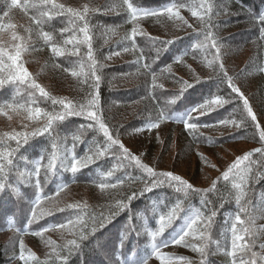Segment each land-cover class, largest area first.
I'll list each match as a JSON object with an SVG mask.
<instances>
[{
  "label": "trees",
  "instance_id": "16d2710c",
  "mask_svg": "<svg viewBox=\"0 0 264 264\" xmlns=\"http://www.w3.org/2000/svg\"><path fill=\"white\" fill-rule=\"evenodd\" d=\"M57 2L64 4L66 7L81 10L85 5L99 10L90 13V23L94 26L91 33L94 56L104 66L101 84L103 115L110 128L120 130V139L125 146L126 142L138 133L134 130L146 125L148 121L154 120L161 110L168 111L170 114H182L187 109L202 102L206 96L210 97L212 94H216L217 90L214 81L208 79L213 77L215 73L207 66L208 61L214 59L216 52L215 49L211 48L210 41L206 48L194 49L191 47L192 44L201 42L203 38H196L193 29L199 28L200 24L196 18L191 16L188 8L181 9L180 13L188 24L193 25V28H189L183 21L175 18L169 20L167 17L146 18L134 25L128 22V16L123 7H116L114 11H108L113 5H122V0H57ZM171 2L173 0H142V3L153 8L163 7ZM175 2L192 4L193 0H175ZM202 2L203 0H195L197 7ZM207 2L213 5L211 20L218 27L213 28L212 31L222 41L221 58L225 67L229 75L238 77L234 82L248 98L250 105L258 116V122L264 127V72L259 71L261 67H264V39L260 38L261 25L257 19L260 12L264 11V0H207ZM21 3H23V0H21ZM8 4H10V0H0V17H2L3 11L7 10ZM34 15L35 11L33 9H29L27 14L20 9H12L9 17L3 18L0 22L9 23V21L15 20L18 27L16 33L27 37L29 33L25 29L35 27L30 19ZM65 27H69L67 17H58L51 22L50 26H46L45 30L54 34L56 42L62 43L67 35H71V33H65L64 36L60 35L59 30ZM133 27H138L147 33L148 36L156 37L159 41L176 39V42L170 47L169 51L157 59V49L162 46L158 43L151 44L147 37L137 36L135 38L137 48L134 51L132 50L133 41L127 39ZM125 48H128L129 51H124ZM181 53L186 54L182 56L181 62H176L173 59L174 55H180ZM243 53L246 56L240 62L239 58L244 57ZM141 55H143V58L137 64V58L141 57ZM22 59L25 67L36 79V82L51 95L85 102L84 98L91 90L89 88L91 84L90 75L88 77H72L64 69L79 70V65L82 61L85 71L90 72L86 46H80L79 56L66 54L63 57H54L49 51V46L33 34L31 47L23 54ZM144 63L151 64L156 73L157 87L155 88L152 87V73H145L142 67ZM166 68H170V72H162ZM193 74L199 76L201 80L207 81V83L196 84L193 88L188 89L175 105L165 107L167 101L172 99V94L179 92L180 84L177 81L186 80L191 83L193 82ZM219 94L226 95L223 90ZM14 97L20 103L30 102L26 86L22 85L16 88L9 85L3 92H0V108L4 107L3 102H13ZM35 99L36 104L33 106L50 110V101L46 102L38 96ZM237 103L238 101H234L210 115L201 116L196 122L202 125H214L215 121L223 118L239 120L242 106L240 110L233 111L237 108ZM20 111L26 117L18 122L14 128L0 130V137H3L4 133L30 132L43 123L42 120H29L28 113L23 110ZM20 111L4 109L3 112H0V119L8 112ZM230 114L232 115L230 116ZM86 123L83 119L72 118L61 123L58 128L61 136L67 137L64 142L67 147H72L75 143L76 146L73 151L76 156H83L89 143L97 135L92 130L81 127ZM168 125L173 127L167 131V136H164L163 143L160 145L155 140V137H152L143 155L140 156L142 163L154 167L157 171L169 170L164 165V162H162V165L167 170L159 168L161 163L158 164V167L153 163H157L159 157H164V153L176 147L179 148L175 151L176 157L174 159L180 158L182 162L186 163L194 161V171L199 169L200 159L207 160L203 157L202 151L212 152L213 154L215 150L241 143L254 145L257 148L262 147L255 128L250 124L248 127L239 130L227 126H211L200 127L193 133H186L182 124L166 120L161 123L159 128L150 130V135L166 128ZM77 136L80 139L74 140V137ZM4 147H15V143L13 141L0 142V150H3ZM50 154L51 140L47 136L35 137L21 149L18 156H23L24 159H15L14 163L17 167L13 168L12 172L9 173V182L20 189L21 197L18 198L11 194H5L0 197V232L17 228L23 234H32L33 230H28L27 228L30 229L31 227L32 229L41 230L47 227L48 223L57 225L66 222L67 219H74L77 215L76 210H68L66 208L64 212H55L52 216H47L32 225L27 224L31 201L35 198L34 192L37 177L33 175L29 184L27 175L21 181L19 171H24L25 173L34 172L35 162L40 160L46 164ZM251 159L254 162L252 163V176L256 179L250 182L248 199L256 206L257 226L259 222H264V218H261L259 212L260 206L264 205V157L256 153ZM119 163L114 156L109 155L107 158L84 169L83 172L78 173L76 176L66 172L61 173L60 176H53L44 184L42 194L53 195L54 201H58L62 195L68 199L67 195L72 192H85L88 196L83 195L79 199L70 200V204L79 203L86 205L87 207L83 214L87 216L92 214L99 216L101 212L107 216L109 215V205L114 204L126 192L130 194L131 189H141L143 187L140 182L132 183L126 181L117 189L101 190L98 187L100 182L115 183L117 178H124L125 172L132 173L134 177L141 175L139 170L129 167L125 172L117 170L110 180L105 181V174L112 170L113 167L118 166ZM124 163L127 164L126 161ZM169 171L178 174L172 169ZM219 177L221 175L217 176L215 180H218ZM39 179L43 183V171ZM61 184H67V187L59 195H55L57 187ZM157 191L158 193L160 192V190ZM165 191L171 192V190ZM220 197L224 199L223 207H220ZM209 198L219 208L217 224L212 234L213 240L219 244V248H217L216 243L210 246V254L206 257V264H225L221 262L222 256L215 251L222 249L227 254V251L230 250L231 222L234 220L235 215L238 214L239 206L235 204L234 193L231 197L225 194V182L222 180H219L217 184V193H209ZM125 202L127 203V201ZM174 202L175 198L172 195H168L166 199H157L156 196L149 194V196L134 199L130 207L116 215L103 232V239L108 242L109 256L112 259H116L120 250H123L125 255H133L135 260L148 256L150 254L151 241L145 229L155 230L159 214L167 211L164 205L171 206ZM192 203L194 206L199 207V197H194ZM48 206L49 203L45 202L44 207L47 208ZM25 212L24 222L17 226L16 223L23 219ZM239 214L241 219H245L243 213ZM225 218H231L228 220L227 226H225ZM238 227L240 226L238 225ZM90 228L91 222L89 221V232ZM76 231L78 232V228ZM167 231L164 238H167ZM137 232L140 233L139 236H137ZM225 233H227V237ZM124 236H130V239L124 240L123 246L120 247ZM73 239H78V236H74ZM247 239L248 237H246ZM192 242L197 243L196 241ZM81 244L82 251L71 256L68 264L109 263L108 256L95 251L96 242L92 240L91 236L88 241H83ZM186 251H190L197 257L196 259L193 257L194 264H200L201 257L198 253L193 252L191 249Z\"/></svg>",
  "mask_w": 264,
  "mask_h": 264
},
{
  "label": "snow or ice",
  "instance_id": "6c2138e0",
  "mask_svg": "<svg viewBox=\"0 0 264 264\" xmlns=\"http://www.w3.org/2000/svg\"><path fill=\"white\" fill-rule=\"evenodd\" d=\"M116 7H123L126 10L128 16V22L137 24L140 20L151 17H167L169 20L175 18L176 20L183 21L189 28H193V25L188 24L184 17L181 15L180 10L188 8L191 12V16L199 21L200 27L194 28L193 31L196 38H203L201 42L192 44L194 49H202L208 46V42H211V48L215 49L216 55L213 60L208 61L207 66L215 73L213 77H209V80L214 81L216 94H212L210 97L206 96L202 102L198 103L194 107L187 109L182 114H170L168 111L161 110L159 115L154 119L142 125L140 128L134 131L143 132L145 130L157 129L161 123L166 120L174 121L183 125V130L186 133H193L200 127L211 126H227L237 130L248 127L249 124L255 128L256 133L259 136V141L262 147L253 149L250 152H246L228 165L227 169L223 171L221 177L218 180L212 182L211 188L199 189L194 187L188 180L183 179L180 175L174 174L171 171H157L154 167H151L145 163H142L139 156L130 151L128 147L121 141V132L119 129H112L107 124L102 108V71L103 65L100 64L93 51V37L90 20V13L99 11L95 8H89L87 5L83 9H77L72 7H66L62 3H58L57 0H10V4L7 6V10H4L0 21L3 18H7L10 15L12 9H20L27 14L29 9L35 11V15L30 17L32 25L35 27H29L25 29L29 33L27 37L18 35L15 31L12 32V40L15 41L10 48H0V92L9 86H26L28 90L29 101L20 103L18 99L13 98V102H3L4 107L0 108V112L4 109L13 111H26L28 113V119L34 121H43V123L35 128L33 131H16L12 133H4L3 137H0V142L13 141L15 147H4L0 150V197L5 194H11L16 197H21V192L15 184L9 182V173L17 165L14 163L15 159H24L23 156H18L21 149L28 145L29 142L35 137L47 136L51 140V154L47 159V163L44 164L40 160H37L34 165V172L25 173L19 171V178L23 181V178L27 175L28 183H31V177L34 175L37 177L35 182L34 199L30 205V215L27 218V224L32 225L47 216H52L55 212H64L66 209L57 207L54 202L53 195H43L44 184L53 176H60L61 173H70L72 176H76L78 173L83 172L84 169L89 168L93 164L100 160L107 158L109 155L115 157L119 161V165L112 168L105 174V181L110 180L117 170L125 172L129 167H134L139 170L141 175L134 177L132 173L125 172L124 178H117L115 183L112 182H100L98 187L101 190L105 189H117L123 185L126 181L135 183L140 182L143 184L141 189H131L130 194L125 193L123 197L117 199L114 204L108 206L109 215H104L103 212L99 216L92 214L87 216L84 213L86 205L79 203L68 204L66 207L68 210H76L77 215L74 219H67L66 222L59 223L57 225H48L42 228L40 231L33 232L32 235L42 236L44 232H47L51 227H58L61 229H68L73 232L74 236H78V239H70L65 245L57 250V247H53L52 255L56 261L60 264H68V260L71 256L82 251L83 241H88L90 236L92 240L96 242L95 251L103 253L109 257V264H117V259H112L109 256L110 250L108 248V242L103 239V232L106 230L108 223L115 218L120 212L130 207L131 202L134 199L149 196H156L157 199H166L168 195H172L175 198V202L168 206L167 211L159 214L156 220L157 227L155 230L145 229L147 236L150 238V254L140 260H135L129 257L126 264H149V259H155L158 264H194V262L183 256H172L167 252L162 251L163 248H167L170 244L176 246H183L191 249L193 252L198 253L201 257L200 264H206V257L210 251V246L213 243L219 244L213 240L214 227L217 224V216L219 208L216 203L209 198V193H217V184L219 180L225 182V194L231 197L234 193L235 204L239 206L238 214L235 215L234 220L231 222L230 227V250L227 251V256L232 258V264H236L238 253H251V259H239V264H264V256L258 255L257 252L252 249L256 245L257 228H256V206L252 204V201L248 199L250 182L255 177L252 176V157L254 154L259 153L264 157V127L258 122V116L254 112L253 107L250 105L248 98L241 91V88L234 82L237 76L229 75L227 68L221 58L222 41L219 40L213 33L212 29L218 27L212 23L211 16L213 13V5L208 3L207 0L196 6L195 0L192 4H185L183 2L167 3L163 7L153 8L150 5L142 3V0H122V5H113L108 11H114ZM58 17H67V24L69 27L61 28L60 35L64 36L65 33H71L67 35L62 43H58L55 40L54 34L45 30L46 26H50L51 22ZM207 17V19H205ZM258 22L260 26V38L264 39V11H261L258 16ZM16 25L12 23L0 22V30H13ZM33 34L42 39L45 44L49 46V51L54 57H63L66 54L69 56H79L80 46L87 47V60L89 61L88 68L90 72L85 71L84 63L81 61L79 70L64 69L69 72L72 77H91V89L85 96V102L76 101L67 97H55L51 95L44 87L36 82V79L28 71L23 62V54L31 47L33 40ZM137 36L147 37L151 44H160L162 47L157 49L156 58L159 59L165 52L169 51L170 47L175 44L176 39H170L166 41H159L156 37L148 36L138 27L131 29L130 35L127 39L133 41L132 50H136L137 45L135 38ZM179 39V38H177ZM71 46V47H68ZM124 51H129L125 48ZM142 52V50H141ZM174 55L173 59L176 62H181L182 56ZM143 58H137L136 63L139 64ZM145 73H152V87L156 85V73L149 63L142 65ZM163 71H169L170 68L163 69ZM260 72H264V67L259 69ZM192 81L189 83L186 80L177 81L180 84L178 93L172 94V99L168 100L165 107H170L176 104L180 100L184 93L188 89L193 88L196 84H205L207 81H203L199 76L192 75ZM83 83V81H82ZM223 90L226 95L219 94ZM43 98L44 101L51 102L50 110L33 106L36 104V97ZM234 101H238L237 108L233 111L241 109V118H223L215 121L214 125H202L197 123L201 116L210 115L229 105ZM232 114H230L231 116ZM72 118H80L86 121L85 127L92 130L97 135L89 143L88 148L85 150L83 156H76L72 147H67L65 141L67 137H62L58 131L59 125ZM6 138V139H5ZM80 138L74 137V140ZM127 162L125 164L124 162ZM27 163V161H26ZM43 171V183L39 179ZM67 184H61L57 187L55 195H59L64 191ZM157 190H160L158 193ZM165 190H171L170 193ZM194 197H199V207L194 206L192 200ZM127 201V203L125 202ZM220 207H223L224 199L220 197ZM48 202L51 207H44V203ZM147 211V207H146ZM259 212L261 218H264V205L260 206ZM243 213L245 219H241ZM231 218H225V226H227L228 220ZM89 221L91 222L90 232ZM238 225L240 227H238ZM264 228V225H261ZM78 228V232L74 229ZM171 230V231H167ZM167 231V238H164ZM140 235L139 232L136 233ZM227 237V233H225ZM191 238V241L188 238ZM246 237L248 239L246 240ZM159 238V239H158ZM130 239V236L122 237L120 247L123 246L124 240ZM79 241V242H78ZM196 241L197 243H193ZM51 244L52 242L49 241ZM261 249H264V243L260 245ZM18 259L23 264H30V262L37 261L36 255L28 251L26 254L25 245L23 240L19 241V256ZM43 264H48V261H44Z\"/></svg>",
  "mask_w": 264,
  "mask_h": 264
},
{
  "label": "rangeland",
  "instance_id": "374dc122",
  "mask_svg": "<svg viewBox=\"0 0 264 264\" xmlns=\"http://www.w3.org/2000/svg\"><path fill=\"white\" fill-rule=\"evenodd\" d=\"M9 22L16 25V27L13 30L4 29L2 30V32H0V48H10L12 44L15 43V41L12 40V32H16L18 28L17 22L15 20ZM243 55L244 57L239 58L240 62L246 56L245 53H243ZM25 117L26 115L21 113V111L14 113L8 112V114H5L4 116H2V119H0V130H8L14 128L15 125L18 122L22 121V119H24ZM171 127L173 126L168 125L166 128L160 129L156 133L151 135L149 130L138 132L126 142V147H128L133 154L140 157L143 155L152 137H155V140H157V142L161 145L163 143L164 136H167V131H169V128ZM178 148L179 147L173 148L169 152L164 153V157H159L158 162H155L153 164H156V167H158V164L161 163L159 165V168L167 170L162 165V162H164V165L169 170L172 169L173 171L178 173L177 175H180L183 179L188 180L194 185V187L199 189H207L212 185V182L217 178V176L222 175L223 171L227 169L228 165H230L236 159V157L243 155L246 152H250L257 147L247 143H241L234 146H228L224 149L215 150L213 154L212 152L202 151V153L204 154L203 157L207 160L205 161L203 159H200V165L197 171H194V161H189L188 163H186L182 162L180 158L174 159V157H176L175 151ZM204 162L210 165L205 164ZM83 195L88 196L87 193L82 191L72 192L67 195L68 199H66L65 196L62 195L58 201L54 202L57 207L66 209V206L70 204L72 200L79 199ZM51 206L52 205L49 204L48 207ZM261 225H264V222H259V224L256 226V245L252 250L257 252L258 255L264 256V249H261L259 246L261 243H264V228H262ZM74 231H76V229H74ZM73 238L74 235L72 231H69L68 229L56 228L53 232L43 234L42 236H38L35 239L22 240L25 245L26 254L28 251H31L37 257V261L30 262V264H43V262L46 260L48 261V264H60L59 261H56L55 257L52 255L53 247L56 246L57 250H59V248L65 245L68 240ZM188 239L191 241L190 237ZM20 240L21 239H18L15 235H0V264L4 262L3 260H6L4 264H23V262L18 259ZM49 241H51L52 243L50 244ZM188 249L189 248H185L183 246H169L167 248H163L162 251L167 252L172 256H183L193 261V257L195 259L197 257L190 251H186ZM215 252L222 256L221 262L225 264H232V258L227 256V254H225L222 249H219V251ZM208 254H210V251ZM241 257H243L244 259H251V253H238L236 264H239V259ZM149 264H158V262L153 258V261L151 260ZM258 264H260L259 260Z\"/></svg>",
  "mask_w": 264,
  "mask_h": 264
}]
</instances>
